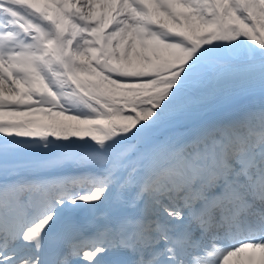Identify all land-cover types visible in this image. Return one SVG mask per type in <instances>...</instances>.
Segmentation results:
<instances>
[{
	"label": "bare ground",
	"instance_id": "1",
	"mask_svg": "<svg viewBox=\"0 0 264 264\" xmlns=\"http://www.w3.org/2000/svg\"><path fill=\"white\" fill-rule=\"evenodd\" d=\"M89 1L90 0H0L2 4V6H0V20L3 22V27L0 29V40L2 43L9 42L13 38L20 44L22 41L19 37L22 38L25 34L29 36V40H33L35 36L39 38V35L34 29L36 26L24 21L27 12H30L38 19L50 24L48 26H50V29L54 33L51 38L56 39L52 41H58V43L62 44L64 48L61 47L64 51H71L72 54L70 52L68 55H71V60L74 62L73 65L68 66V69L67 65L64 64L65 62L63 63L64 60H62V62H59L62 63L59 67V71H57L59 63L56 62L58 65L55 66L57 69H54V71L57 72L56 83L59 86L57 84L55 86L60 87V89L70 88L72 92L70 99L66 101L63 108L59 107V111L51 112L50 110L56 108V106H47V112L36 114L31 119H25L23 118L25 113L18 109H14L11 113L7 112L13 107L12 104V106L8 105L7 108L4 109L0 107V147L10 146L31 151L60 148L63 152L58 158H60V156L65 157L63 160H54V158L30 167L8 168L0 172V194L15 196L17 190L25 188L23 184L26 181L32 183L30 187L33 188L36 193H38V190L43 184L49 185L51 187L50 192H53L55 190L52 185L54 180L64 181L69 179L68 173L75 170L77 166H80L82 160L86 159L89 155L94 156L95 160L85 161L86 163L83 166L84 169H82V171H84L83 174L87 175L95 172L99 177L96 181H100V185L96 188L97 192L93 193L91 196H87L82 202H78L68 208L64 209L65 206L58 207L46 218H43L44 223H49L53 220L55 213L75 218L82 216L93 217L97 222H102L109 215L106 213L103 220H99L98 215L118 205L116 201L108 198L111 196V191L114 190L117 182L123 181L128 187L125 192L127 203L133 201L139 202L143 199V197L140 196V191L148 188L152 182L164 172L173 170L177 166H188L189 168L196 169L200 163L207 166L208 161L219 162L213 148L214 145L220 143L217 132L229 124L239 123L242 116L252 115L256 112H262L264 114V107L254 106L264 102V85H261L263 82H255L257 86L253 85L248 91H243L241 96L234 102L233 100H227V86L224 87L226 90L222 91L220 94L222 98L218 97L213 101L204 102L207 95L204 91V87L200 85L201 81L190 84L193 85L191 86V93L187 85V89H185L182 95L184 98L177 101L168 100L165 103L166 106H157L161 103L160 99L151 100V105L153 106L152 110L155 108L156 111H159L157 116L152 114V116H142L145 118L147 117L145 120L141 117L140 120L136 117L133 119V115L130 112L132 108L131 105H134L136 110H138L139 107L146 108L147 110L150 109L149 106H142L140 102L127 103L128 106L125 107L124 114H116L115 111L119 109L113 101H107L105 98H102V96L99 97V95L94 94V90L91 92V89H87L83 86V83L91 77H88V74L85 73L86 61L84 59H86V57L85 54H81L79 43H74L71 46V43L77 39V34L80 36V32L77 23L72 18L74 16L70 15L68 10L76 9L81 11V14H83L85 18L91 19L101 8H98V4L94 2H90V7L87 5ZM106 1L110 3V0ZM135 2L141 6L140 9H143L141 10V15L148 16L152 24L155 25L157 22L163 23L162 20L150 18L149 9L153 8L148 0H135ZM119 3L120 0L111 2V4L114 5L113 7L116 6L117 8ZM111 9L109 8V10ZM249 21L252 23L250 27L257 31L261 42L264 43L263 30L260 27L253 26V24L255 25L253 17L249 16ZM9 24L12 25V29L6 28V25ZM41 28L44 30L42 26ZM181 28L183 29V27ZM4 31L9 33L1 35ZM17 34H19V37ZM192 34L193 33L188 29L184 35L188 37ZM37 43H39V41ZM40 43L39 56L41 69L43 72L53 75L51 73L54 64H52L53 67L50 66L49 58L51 55L50 53H46V51L52 47L54 50L56 46L54 42H51L54 46L50 43L51 47L48 45H41ZM58 43L56 44L55 42L56 45H58ZM63 49L61 50V48H58L62 53ZM52 53L58 54L55 50ZM65 56L67 55L64 54V58ZM0 68L3 67L0 65ZM10 68L11 67H9V69ZM218 72L219 73L210 80V83L222 86L228 80L227 75H229L231 79V75L247 73H250V78L253 80L262 75V81H264V63L236 65L235 67L220 69ZM4 78L5 77L0 72V81ZM90 81H88L89 85L91 84ZM207 81H204L202 84L205 85ZM235 82L237 84L244 83L245 78L242 76L237 78ZM140 84L141 83H137L136 81H126L122 83L120 87L137 88L135 91H138V88L141 87ZM18 89L13 87V91H11V87H7V90L1 88L0 91H4L5 96H7L9 93L13 94V92H17ZM67 89L65 90L67 91ZM114 91H116V89ZM138 95H141V93ZM167 95L169 96L170 92H168ZM177 97L179 96L175 95V98ZM189 97L193 99L190 102L188 101ZM220 99L224 102L220 105H216ZM12 100H14V98ZM4 101L7 102L8 100L5 99ZM63 102L64 101L61 103ZM207 103L213 105L203 107ZM85 104L91 105L92 109L90 111L88 109L85 111ZM195 105H199L203 108H199L196 112L189 115L188 108ZM120 108H124V106ZM105 114L107 115L105 116ZM104 117L109 119L107 123H105L106 120ZM147 119H152V121H147ZM129 122L133 125L126 124ZM263 126L264 122L262 127ZM222 134L225 135L221 132V135ZM143 136L145 137L142 138ZM133 147L137 149H133ZM80 149V156L73 162L72 157L74 152H80ZM183 150H187L189 157L182 155ZM241 154L242 152L235 158L239 159ZM148 164H152V166L149 167ZM47 172L53 173L52 178H43V174ZM110 188L111 190L109 191ZM45 200L46 198L43 199V202H45ZM41 226V222L37 221L34 223L33 228L36 232H39ZM210 254H213V252H209L208 255ZM214 255L219 256L218 254ZM238 256L242 259V255ZM256 257H258L257 261L253 264H264L263 249L257 251L255 254V258ZM233 262L229 257L223 259V264H234ZM248 264H252V262Z\"/></svg>",
	"mask_w": 264,
	"mask_h": 264
},
{
	"label": "rangeland",
	"instance_id": "2",
	"mask_svg": "<svg viewBox=\"0 0 264 264\" xmlns=\"http://www.w3.org/2000/svg\"><path fill=\"white\" fill-rule=\"evenodd\" d=\"M90 2L96 4L98 1L90 0L87 5ZM151 3L153 9H150V18L162 20L163 23L157 22L154 25L152 21H149L148 16L141 15L143 9H140L141 6L135 0H120L118 10L110 3L106 4L104 2L103 4L102 2L101 4L98 2L103 6L102 14L98 16L101 18L97 17L98 19L92 23L84 20L82 18L83 14L78 10L76 16L72 17L77 23L81 34L79 33L80 36L77 34V39L71 43V46L74 43L80 44V52L85 54L86 57L84 59L86 61L85 73L88 74V77H93L84 82L83 86L91 89V92L94 90L93 93L99 95V97L105 95L107 99L115 102L119 100L118 102L141 103L143 100L159 99L165 89L172 90L168 91L171 98L177 95L173 93L175 91L180 90L179 94H181V91H185V88H176L179 83L188 82L203 74L202 69L205 68L206 64L213 67L214 61L226 59V56L222 58L216 55L224 56L225 52L224 44L219 41L218 36L221 37L222 41H228L230 51L238 57L249 60L255 54H260L262 47L256 33L250 27L251 23L248 20L247 13L254 18L258 27H261L264 31V0H151ZM107 7L113 13H107L109 10ZM26 17L43 27L42 36L44 34V38L53 37L54 33L50 26H45L31 16L26 15ZM80 18L82 20H77ZM188 29L194 35L188 37L184 35ZM169 30L176 35H169ZM37 40L39 43L41 42L38 38L32 42L24 37V43H21L14 52L9 54L16 55V58H13L16 67L12 66V70L9 69L10 76L0 83V89L5 88L7 90V87H11V91H13L11 84L21 88L13 94H7V96H5L4 91H0V103H6L3 98L7 100L14 98V101H10L6 105L12 104L13 107L10 109L12 111L14 109L23 110V113H25L23 118L25 119H31L36 114L47 112L42 106L44 103L42 100L53 107L56 106V108L50 110L51 112L59 111V107L63 108L72 95L70 88L58 89L59 85L56 80H53L56 72L54 69L58 67L55 68V66L59 63L58 60L56 61L53 58L52 61L50 60V66L54 64L53 69L51 68V74L53 75L42 71L39 51H37L39 48ZM41 40L44 43V40ZM52 42L56 46L55 52L63 54L61 50L64 46L58 41ZM177 45L181 49L191 50L192 53L189 54L186 50L178 52ZM58 48H61V50H58ZM50 49L53 50V47ZM68 51L64 53L67 56L64 58L63 54L61 59L64 60L63 63L65 62L64 64L69 69L68 66L73 65L74 62L71 60V55H68L70 54V51ZM176 54L182 55L184 58L194 54L193 58L196 57V59L193 63L174 67L171 63L174 61ZM52 55L55 57L56 54L52 53ZM2 60L6 63L9 58L5 56ZM259 62L264 63V58ZM226 63H228V60H226ZM57 71H59V68ZM22 73H26L27 77L23 76ZM45 74L49 76L47 77ZM121 78L138 81L142 86L138 88V91H135L137 88H125L121 89L122 91L119 93L117 90H120L119 85L123 83L120 81ZM88 81H90V85ZM182 85H185V83ZM115 89L116 91H114ZM19 91L21 92L19 93ZM160 91L162 92L160 93ZM139 93L141 95H138ZM18 94L19 96H17ZM54 94H61L60 98ZM59 101L60 103L64 102L60 104ZM84 106L85 111L92 109L88 104ZM71 205L65 206L64 209Z\"/></svg>",
	"mask_w": 264,
	"mask_h": 264
},
{
	"label": "trees",
	"instance_id": "3",
	"mask_svg": "<svg viewBox=\"0 0 264 264\" xmlns=\"http://www.w3.org/2000/svg\"><path fill=\"white\" fill-rule=\"evenodd\" d=\"M176 56L177 57H175L174 63L178 64V63L185 61L184 57L178 56V55H176Z\"/></svg>",
	"mask_w": 264,
	"mask_h": 264
},
{
	"label": "water",
	"instance_id": "4",
	"mask_svg": "<svg viewBox=\"0 0 264 264\" xmlns=\"http://www.w3.org/2000/svg\"><path fill=\"white\" fill-rule=\"evenodd\" d=\"M227 76H228V80L223 84V86L226 85V84H229L231 82L230 78H229V75H227Z\"/></svg>",
	"mask_w": 264,
	"mask_h": 264
}]
</instances>
